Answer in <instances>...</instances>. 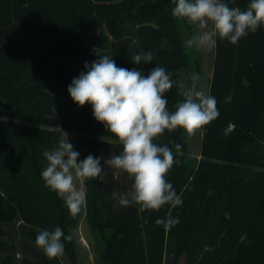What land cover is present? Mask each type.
<instances>
[{"label": "trees", "instance_id": "trees-1", "mask_svg": "<svg viewBox=\"0 0 264 264\" xmlns=\"http://www.w3.org/2000/svg\"><path fill=\"white\" fill-rule=\"evenodd\" d=\"M225 2L246 10L250 0ZM174 6L173 0H0V237L19 223L29 250L23 264H61L35 245L36 236L59 227L72 237L80 218L41 176L43 152L58 148L62 130L76 132L71 144L79 160L102 157L103 180H84L85 218L100 242L97 264H164L167 255L184 256L185 264H264V135L256 132L264 125V25L236 44L216 37L209 95L219 116L202 130L199 159L189 157L181 128L154 141L180 161L166 177L182 198L179 206L144 211L116 202L104 149L115 156L122 145L90 104L80 107L68 93L85 63L100 58L93 49L144 76L160 66L186 83L198 74L199 84L201 50L186 46L194 34L186 19L172 15ZM147 52L152 62L132 63ZM165 98L169 111L183 99L175 84ZM168 216L179 223L169 230L156 224ZM62 242L71 263L80 264L73 237ZM16 244L0 238V264H16Z\"/></svg>", "mask_w": 264, "mask_h": 264}, {"label": "clouds", "instance_id": "clouds-1", "mask_svg": "<svg viewBox=\"0 0 264 264\" xmlns=\"http://www.w3.org/2000/svg\"><path fill=\"white\" fill-rule=\"evenodd\" d=\"M173 3L175 18L186 19L201 30L211 24V31H201L186 41L188 48L198 51L213 47L216 37L236 44L264 25V0H250L246 10L230 7L225 0H173ZM93 52L100 58L91 64L86 62V71L74 78L67 90L78 106L90 104L96 121L122 145L121 154L111 155L104 162L126 173L133 181L131 190L121 194L119 204L124 207L139 205L144 211L181 205V196L166 179L173 165L180 161L167 145L161 146L154 141L165 131L173 132L177 128L183 129L188 136L205 130L219 116L216 98L197 90L198 74H193L189 78L191 83H186L173 80L171 72L157 66L144 76L135 68L118 67L110 56L100 55L98 49ZM153 60L152 52L137 53L132 63L139 65ZM174 84L183 99L175 105L174 111H169L165 93ZM230 100V96L226 98V102ZM175 148L179 152L181 145L176 144ZM43 156L47 161L41 173L45 185L64 199L70 214L77 215L85 202V192L78 188L76 181L103 180L102 157L90 154L79 160L80 153L74 151L67 134L56 150L44 151ZM178 223L179 220L171 216L156 220L165 230ZM62 238L72 239L59 227L52 231L40 230L35 245L48 258H56L64 252Z\"/></svg>", "mask_w": 264, "mask_h": 264}, {"label": "rangeland", "instance_id": "rangeland-1", "mask_svg": "<svg viewBox=\"0 0 264 264\" xmlns=\"http://www.w3.org/2000/svg\"><path fill=\"white\" fill-rule=\"evenodd\" d=\"M187 25L191 27V33L194 35L199 34L201 31H211L212 26L209 24L207 29L201 30L199 26L187 21ZM190 32H185V35L192 36ZM201 65H202V78L201 82L197 84V90L204 91L206 95H209L210 90V81L212 77L213 70V62L215 57V45L211 48H206L201 50ZM256 132L260 135H264V125L263 127L258 126L256 128ZM63 138L67 139L70 143H72L73 137L76 135L74 131H64L62 130ZM187 141L189 146V157L193 159H199L200 157V149H201V141H202V131L197 132L194 136L187 135ZM56 150V149H55ZM75 151V150H74ZM114 156L113 149L111 147H107L104 149V162L106 159L110 158V156ZM108 173L113 175L112 177V196L119 204V199L122 193L129 192L131 190V185L133 181L128 177L126 173H122L119 170L113 169L107 165H105ZM78 188H82L84 190V181L80 180L76 181ZM80 218L77 224L71 229L72 237L75 242L76 252L78 255V261L80 264H97L98 252L100 247V242L97 234L90 228L89 224L85 218V202L80 210ZM19 223L16 224L15 227H11L10 233L6 237H0L5 239H10L14 241L16 244L15 249L17 250L16 254V264H23L22 259L24 254L29 251L28 248L22 244L21 233L19 232ZM29 255V252L27 253ZM61 264H72L69 257L63 252L62 255L58 256ZM168 255L165 257L164 264L167 263ZM177 264H185V257L180 256L177 260Z\"/></svg>", "mask_w": 264, "mask_h": 264}, {"label": "water", "instance_id": "water-1", "mask_svg": "<svg viewBox=\"0 0 264 264\" xmlns=\"http://www.w3.org/2000/svg\"><path fill=\"white\" fill-rule=\"evenodd\" d=\"M166 264H177V259L174 256L169 255Z\"/></svg>", "mask_w": 264, "mask_h": 264}]
</instances>
